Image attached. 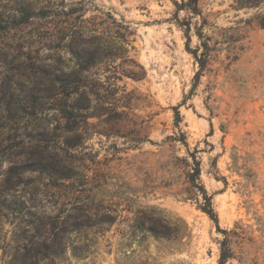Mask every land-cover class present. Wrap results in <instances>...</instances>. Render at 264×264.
<instances>
[{
	"label": "rangeland",
	"instance_id": "rangeland-1",
	"mask_svg": "<svg viewBox=\"0 0 264 264\" xmlns=\"http://www.w3.org/2000/svg\"><path fill=\"white\" fill-rule=\"evenodd\" d=\"M173 1L0 0V264H264V0Z\"/></svg>",
	"mask_w": 264,
	"mask_h": 264
},
{
	"label": "trees",
	"instance_id": "trees-1",
	"mask_svg": "<svg viewBox=\"0 0 264 264\" xmlns=\"http://www.w3.org/2000/svg\"><path fill=\"white\" fill-rule=\"evenodd\" d=\"M197 1L198 0H180V1L174 0L173 2L177 8V12L180 9H187L190 12H192L193 14H200V10L197 6ZM187 30L188 29L186 28L185 29L186 33L188 32ZM197 34H198V37L200 39L203 37V34L200 31H198ZM187 38L189 40V36H187ZM207 40H208L207 37H204V39L201 41L200 53H197L198 50L200 49V47H198L194 51H192V54H193V56H194V58L198 64V69L195 72V75L193 78V84L191 87V94L194 91V89L196 88L199 77L202 74V72L205 70L206 65H207L208 53L210 51V47L208 45ZM183 103H184V101H183ZM178 108H179V105H176L173 107V109H174V124L177 127L181 121V116H180ZM68 113L71 114L72 112L69 111ZM180 136L182 138L177 139L175 137L174 140L184 141V139H185L184 132L180 131ZM192 159H193V167L191 168L190 172L187 173L186 179L189 182L190 186L193 189H197L198 191H200V193L202 195L203 202L200 205V209L203 212H205L209 216V218H211L215 223H217V216H216L215 211L213 210L212 205H211V197L206 193L203 185L200 182V178H199V176H200V161L196 159L195 155H192ZM144 229H146L147 231L152 233L154 236H161V237H168L169 236V228L163 224H160L159 221H157L156 219L151 221L150 226H148ZM221 232L224 234V237L220 241L218 264H226L227 260L231 257L232 252H231L230 247L228 245V239L226 236L227 231L221 230ZM28 244H29V247H27V248L25 247L26 251L24 253V260H27L29 258L32 261H36V262L41 261L42 257H44V256L40 255L41 249H43V248L40 249V246L37 245L38 243L33 241V240H28ZM45 247H48V246H44V248ZM36 262L28 263V264H36Z\"/></svg>",
	"mask_w": 264,
	"mask_h": 264
}]
</instances>
